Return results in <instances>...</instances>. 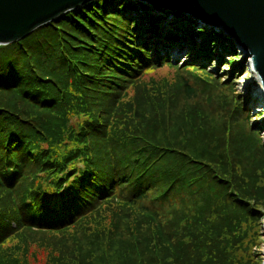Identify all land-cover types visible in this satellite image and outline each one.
Listing matches in <instances>:
<instances>
[{
	"label": "trees",
	"instance_id": "obj_1",
	"mask_svg": "<svg viewBox=\"0 0 264 264\" xmlns=\"http://www.w3.org/2000/svg\"><path fill=\"white\" fill-rule=\"evenodd\" d=\"M150 11L94 0L0 46V264H261L264 141L195 59L245 55L203 27L195 64L154 57L185 29L147 40Z\"/></svg>",
	"mask_w": 264,
	"mask_h": 264
},
{
	"label": "water",
	"instance_id": "obj_2",
	"mask_svg": "<svg viewBox=\"0 0 264 264\" xmlns=\"http://www.w3.org/2000/svg\"><path fill=\"white\" fill-rule=\"evenodd\" d=\"M92 1L0 0V46L20 42L37 29ZM130 1H149L154 7L147 4L153 8L186 13L209 31H219L221 26L224 36L232 39L238 50L245 51V59L250 58V71L256 73L264 89V0Z\"/></svg>",
	"mask_w": 264,
	"mask_h": 264
},
{
	"label": "rangeland",
	"instance_id": "obj_3",
	"mask_svg": "<svg viewBox=\"0 0 264 264\" xmlns=\"http://www.w3.org/2000/svg\"><path fill=\"white\" fill-rule=\"evenodd\" d=\"M127 1L132 2L130 0H127ZM135 2H138V1H135ZM136 7L139 8L138 6ZM153 9L154 11L153 12L150 11V13H155L157 16H160V15H165V16L162 18L163 20H161V23L159 24L158 32H156L157 30L154 31V29H150L149 31L146 28L143 29L145 32H147V33H143L147 40H151V41L158 40L159 38L162 37L163 34L165 35L168 31L176 32V30L173 29L176 26H182L185 29L184 30L185 32L183 33V35L185 36L184 40L179 41L175 43L174 45L170 44L169 46L164 47L163 45L157 46V44L153 42L155 49L154 48L150 49V51H152L153 56L154 57L157 56L159 54V51L161 50V55L170 56L171 60L176 65H182L184 63H187L186 62L187 60L189 61L188 63L192 65V64H195L196 62L195 59H200V62L197 63V65H199L200 67L202 68L207 67L210 71H212V73H215L222 78L228 79V77H230L232 81L234 80L235 94L241 95L242 102L245 103V101H247V110L252 111L251 123L256 130L260 131L261 138L264 141V105H261L256 95L258 82L253 78V74L250 71V67H251L250 58H247V59L244 58L245 68L243 70L242 68H240L236 71H233V69H230L228 68V66L226 67L224 66V64L220 63V60L217 57V55L214 56V59H212L210 62H208L207 59L205 60V58H201V57L193 59L192 57H190L192 55H189L190 49H191V46L195 45L196 41H198L199 39L192 37V29L195 28L196 30H199V28H203L201 24L200 25H197L196 23L194 25H192V23L189 24L187 18H182V20L178 21L176 20L174 15L170 13L166 14V12L163 11V10L171 11L170 9H165V8H153ZM158 9L159 10L163 9V10L159 11ZM184 15L187 16L186 13H184L183 16ZM137 16H138V19L141 21L142 27L145 26L148 22L149 13H146L145 11L140 10L137 13ZM179 22H181V25ZM146 26L149 27V25H146ZM220 27L218 26V30H222V28ZM170 51H171V54H170ZM244 52H245L244 50H238L237 54H243ZM175 53L178 56V58L180 57L179 59L176 58L177 56H175ZM184 54H187V55L184 56ZM188 55L190 58L188 57ZM182 56L184 57L181 58ZM228 59H229V55H225L224 61H228ZM192 60L193 62H191ZM236 66H240V64L238 63V65ZM263 221L264 219L261 222L262 225H263ZM256 244L257 245L252 249V255L254 258H257L259 262H261V264H263L264 263L263 261V251H264L263 227L260 228V236L257 238Z\"/></svg>",
	"mask_w": 264,
	"mask_h": 264
},
{
	"label": "bare ground",
	"instance_id": "obj_4",
	"mask_svg": "<svg viewBox=\"0 0 264 264\" xmlns=\"http://www.w3.org/2000/svg\"><path fill=\"white\" fill-rule=\"evenodd\" d=\"M146 3H148V4H150L151 6L154 7V5H152L149 1L148 2L146 1ZM176 58L179 59L180 57L178 58V56H177ZM252 74H253V78L258 82V87H257V92H256L257 98H258L259 102L261 103V105H264V89H263V87H262V85H261V83H260V81H259L258 76L256 75V73H252Z\"/></svg>",
	"mask_w": 264,
	"mask_h": 264
}]
</instances>
